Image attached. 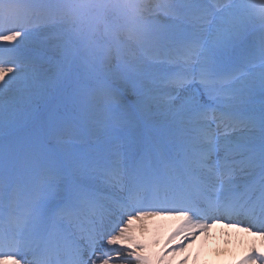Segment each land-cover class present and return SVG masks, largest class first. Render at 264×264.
<instances>
[{
	"label": "snow or ice",
	"instance_id": "6c2138e0",
	"mask_svg": "<svg viewBox=\"0 0 264 264\" xmlns=\"http://www.w3.org/2000/svg\"><path fill=\"white\" fill-rule=\"evenodd\" d=\"M258 29L264 0H0V264H151L159 215L264 237Z\"/></svg>",
	"mask_w": 264,
	"mask_h": 264
},
{
	"label": "bare ground",
	"instance_id": "6f19581e",
	"mask_svg": "<svg viewBox=\"0 0 264 264\" xmlns=\"http://www.w3.org/2000/svg\"><path fill=\"white\" fill-rule=\"evenodd\" d=\"M135 221L136 223L130 226L131 232L135 237L140 238L139 243L145 241L150 244L146 246L147 250H142V253L150 254L153 258L157 257V252L152 244L157 240L159 247L160 243L165 240L167 241V250H170L169 255L177 264H239V258L244 256L249 249L264 250L262 239L236 229H234L236 233L232 231L227 234L226 227L213 228L223 238H211L204 232L198 231L190 241H185L184 234L175 235L183 224L178 216L159 215ZM222 229L225 231L223 232ZM206 230L211 231L212 229L209 226L204 231ZM188 235L191 236V233ZM180 243L185 244L183 249L178 247ZM257 244L259 245L257 246ZM173 248L175 251H172Z\"/></svg>",
	"mask_w": 264,
	"mask_h": 264
},
{
	"label": "rangeland",
	"instance_id": "374dc122",
	"mask_svg": "<svg viewBox=\"0 0 264 264\" xmlns=\"http://www.w3.org/2000/svg\"><path fill=\"white\" fill-rule=\"evenodd\" d=\"M151 2L153 3V4H155V3H157V2H160V0H151ZM257 32H259L260 33V36H261V39H262V36H264V34H262L260 31H259V29L257 30ZM260 42H261V40H259V39H257L254 43H255V45L258 47L259 46V44H260ZM11 95V94H10ZM134 223H136V221H133V223H132V225L134 224ZM218 230V229H217ZM235 232L233 229H229L228 228V230H226V233L227 234H229V233H231V232ZM202 232H204V234L205 235H207V236H211V238H213V237H217V238H223V236L221 237L219 234H217V232L216 231H214L213 229H212V231H202ZM201 232V233H202ZM224 232V231H223ZM132 233V232H131ZM236 233V232H235ZM132 235H133V233H132ZM134 236V235H133ZM142 237H144V236H142ZM227 237H229V236H227ZM134 238H135V240L139 243L140 242V238L139 237H135L134 236ZM158 242L159 241H157V240H155L154 241V243L152 244L153 246H154V248H155V250H156V252H157V257H155V258H153L150 254H145V253H142V254H144V255H146V256H148V258L150 259V261H151V264H177L174 260H173V258L169 255V252L170 251H168L167 250V243H166V241H163L162 243H160L161 245L158 247ZM140 244H142V245H144V248H143V250H147L146 249V246H149L150 244H147L145 241H143L142 243H140ZM161 257H163V259H161Z\"/></svg>",
	"mask_w": 264,
	"mask_h": 264
}]
</instances>
